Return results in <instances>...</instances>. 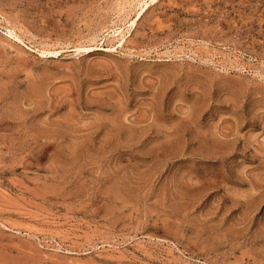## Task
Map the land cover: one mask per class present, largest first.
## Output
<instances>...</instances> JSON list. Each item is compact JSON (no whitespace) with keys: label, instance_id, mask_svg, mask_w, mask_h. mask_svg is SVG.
<instances>
[{"label":"rangeland","instance_id":"rangeland-1","mask_svg":"<svg viewBox=\"0 0 264 264\" xmlns=\"http://www.w3.org/2000/svg\"><path fill=\"white\" fill-rule=\"evenodd\" d=\"M0 264H264V0H0Z\"/></svg>","mask_w":264,"mask_h":264},{"label":"bare ground","instance_id":"bare-ground-1","mask_svg":"<svg viewBox=\"0 0 264 264\" xmlns=\"http://www.w3.org/2000/svg\"><path fill=\"white\" fill-rule=\"evenodd\" d=\"M128 3H129V1H128ZM143 8V7H142ZM144 8H145V5H144ZM144 10V9H143ZM134 23L136 22V20L135 21H133ZM12 34V33H11ZM123 34V33H122ZM125 34V33H124ZM114 35V34H113ZM15 36H16V34H15ZM18 37V36H17ZM125 35H122V40H121V46L124 44V42H125ZM18 39H20V38H18ZM20 41V40H19ZM22 41V40H21ZM34 50V49H33ZM40 53H41V55L43 56V55H56V54H59L60 52L59 51H57V50H41L40 51Z\"/></svg>","mask_w":264,"mask_h":264}]
</instances>
